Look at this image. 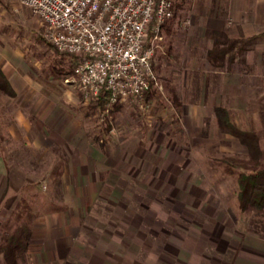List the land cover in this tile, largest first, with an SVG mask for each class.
I'll list each match as a JSON object with an SVG mask.
<instances>
[{
  "label": "rangeland",
  "instance_id": "374dc122",
  "mask_svg": "<svg viewBox=\"0 0 264 264\" xmlns=\"http://www.w3.org/2000/svg\"><path fill=\"white\" fill-rule=\"evenodd\" d=\"M240 8L181 0L154 42V93L102 109L71 81L73 60L41 20L0 0V56L20 80L17 95L0 91V237L24 198L36 214L32 264H230L242 245L264 251V215L239 209L225 162L246 147L214 113L224 108L264 148V65L245 81L240 63L264 27ZM216 43L222 59L210 55Z\"/></svg>",
  "mask_w": 264,
  "mask_h": 264
},
{
  "label": "built area",
  "instance_id": "2783aa9c",
  "mask_svg": "<svg viewBox=\"0 0 264 264\" xmlns=\"http://www.w3.org/2000/svg\"><path fill=\"white\" fill-rule=\"evenodd\" d=\"M44 25L52 48L73 60L81 94L109 105L141 99L156 84L154 42L181 0H18ZM67 81V80H66Z\"/></svg>",
  "mask_w": 264,
  "mask_h": 264
},
{
  "label": "trees",
  "instance_id": "16d2710c",
  "mask_svg": "<svg viewBox=\"0 0 264 264\" xmlns=\"http://www.w3.org/2000/svg\"><path fill=\"white\" fill-rule=\"evenodd\" d=\"M262 36H264V32L248 40L252 42ZM217 45L220 46L219 43H216L214 50L210 51V55H218L222 59L227 52V48L218 49ZM154 90L155 87L152 82L146 93L147 97L151 96ZM0 91L8 96H15V91L1 66ZM170 94L173 103L178 107L179 102L171 88ZM105 104L104 93L101 92L95 101V108L103 109ZM214 113L219 129L233 135L246 147V157L225 158L226 165L230 168V173L236 174V199L239 209L242 212L264 215V148H262L260 143L259 134L253 130L241 129L232 123L226 110L222 107H215ZM3 139V135L0 132V143ZM35 220L36 214L29 203L24 198L20 199L9 217L1 224L0 264H32L28 250L34 235Z\"/></svg>",
  "mask_w": 264,
  "mask_h": 264
},
{
  "label": "crops",
  "instance_id": "0c3cea01",
  "mask_svg": "<svg viewBox=\"0 0 264 264\" xmlns=\"http://www.w3.org/2000/svg\"><path fill=\"white\" fill-rule=\"evenodd\" d=\"M235 1V0H230ZM238 1V0H237ZM241 3L240 12L237 16H240L242 21H247L246 25H255V26H262L264 27V0H239ZM248 7H251L252 9V16L248 19L246 17V14L248 13L249 9H246ZM233 9V8H232ZM235 10V9H234ZM231 8L229 7L228 14L234 16L237 12H232ZM234 14V15H233ZM248 15V14H247ZM248 20H246V19ZM252 19V21H250ZM245 25V26H246ZM251 27V26H250ZM251 31V30H250ZM256 31V30H255ZM253 32V30H252ZM255 41V40H254ZM243 46V45H242ZM244 51L241 50V52H244L241 58V64L246 66V70H244L245 74L243 75L242 80L249 81L253 75H259L257 72H260V66L264 65V39H256L255 42L251 43L250 45H245L242 47ZM55 51V50H54ZM253 51H256V55L253 56ZM57 52V51H56ZM251 52V53H250ZM59 53V52H58ZM62 54V53H60ZM238 58H236L237 60ZM0 64L2 67V70L5 72L6 77L10 81L16 95L18 94V88H19V79L13 77L12 74H7L5 71L6 65L3 63V58L0 56ZM255 70L257 72L255 73ZM230 72L227 73V75L232 74ZM236 75V73H235ZM19 80V81H18ZM18 81V83H17ZM27 82V80H25ZM249 245H242L240 247V250L236 251V256H234L235 263L231 262L230 264H249L250 262L252 264H264V251H260L257 248L251 247V249L248 248ZM253 248V249H252Z\"/></svg>",
  "mask_w": 264,
  "mask_h": 264
}]
</instances>
